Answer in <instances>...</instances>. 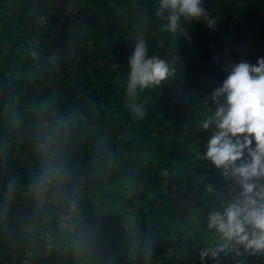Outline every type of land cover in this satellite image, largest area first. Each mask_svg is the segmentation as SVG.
Segmentation results:
<instances>
[{
  "label": "trees",
  "instance_id": "obj_1",
  "mask_svg": "<svg viewBox=\"0 0 264 264\" xmlns=\"http://www.w3.org/2000/svg\"><path fill=\"white\" fill-rule=\"evenodd\" d=\"M157 5L0 0V264H264L212 256L209 215L240 188L202 128L229 66L264 58V0H202L175 33ZM138 39L170 75L129 97Z\"/></svg>",
  "mask_w": 264,
  "mask_h": 264
},
{
  "label": "clouds",
  "instance_id": "obj_2",
  "mask_svg": "<svg viewBox=\"0 0 264 264\" xmlns=\"http://www.w3.org/2000/svg\"><path fill=\"white\" fill-rule=\"evenodd\" d=\"M202 0H158L156 15L167 19L165 27L175 33L181 17L199 20L205 16ZM214 22L209 21V27ZM130 72L126 92L134 97L138 91L158 86L170 75L168 64L155 57H148L147 45L138 39L129 60ZM217 105L202 124L208 131L215 128L205 158L225 178H231L240 188L237 198L210 213L209 229L215 230L221 243L213 258L230 246H243L253 254L264 253V186L256 181L264 179V58L255 64L241 62L229 66L226 79L212 94ZM134 114L142 109L132 106ZM60 171L55 164H48L40 176V189ZM205 251L202 256H207Z\"/></svg>",
  "mask_w": 264,
  "mask_h": 264
},
{
  "label": "rangeland",
  "instance_id": "obj_3",
  "mask_svg": "<svg viewBox=\"0 0 264 264\" xmlns=\"http://www.w3.org/2000/svg\"><path fill=\"white\" fill-rule=\"evenodd\" d=\"M261 186H264V183Z\"/></svg>",
  "mask_w": 264,
  "mask_h": 264
}]
</instances>
